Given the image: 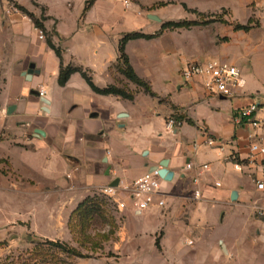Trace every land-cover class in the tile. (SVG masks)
<instances>
[{
  "label": "crops",
  "instance_id": "crops-1",
  "mask_svg": "<svg viewBox=\"0 0 264 264\" xmlns=\"http://www.w3.org/2000/svg\"><path fill=\"white\" fill-rule=\"evenodd\" d=\"M87 1L13 0L43 24L44 41L21 12L3 18L0 13V196L21 203L25 195L60 193L61 208L71 212L112 184L126 195L134 181L166 160L172 178L160 181L163 212L126 211L127 221L148 217L156 223L142 233L126 227L128 239L136 246L149 240L156 250L163 248L164 259L178 263L264 264V219L254 214L255 207L264 209V188L253 182V177L261 179L260 171L240 173L229 161L232 153L247 156L248 136L264 137V127L236 123L238 111L250 102L259 104L258 117H264V0H129L127 5L95 0L85 10ZM222 13L227 24L164 30L151 39L127 41L129 65L153 97L119 72L124 35H155L165 22L208 20ZM235 25L250 29L236 31ZM47 40L60 50V59ZM208 60L235 66L244 88L225 99L204 94L199 83L180 77L187 63ZM60 64L80 69L98 88L124 89L132 99L96 94L79 72L60 87ZM171 116L182 120L170 131ZM4 135L8 140L1 139ZM206 137L224 144L223 151L204 146ZM194 143L200 145L196 150ZM187 162L194 169L185 170ZM199 165L208 169H195ZM2 166L19 179L13 188L3 184ZM22 182L35 185L26 188ZM197 190L200 198L195 199Z\"/></svg>",
  "mask_w": 264,
  "mask_h": 264
},
{
  "label": "rangeland",
  "instance_id": "rangeland-1",
  "mask_svg": "<svg viewBox=\"0 0 264 264\" xmlns=\"http://www.w3.org/2000/svg\"><path fill=\"white\" fill-rule=\"evenodd\" d=\"M0 4L1 17L18 13L13 0H0ZM216 16L223 20L224 14ZM34 32L38 38L35 28ZM45 35L38 40L44 41ZM0 125H4L1 119ZM10 144L15 145L14 142ZM2 169L7 173L3 182L6 187L13 188L19 183L8 166ZM55 170L60 174V167ZM22 183L26 188L35 185L34 182ZM126 197L124 194L110 198L99 191L76 211L69 212V208H61L64 198L60 193L52 198L25 195L21 203L15 202L12 196H0V264H190L189 261L178 263L164 259L163 248L160 246L156 250L149 240L144 239L136 246L128 239L126 227L142 233L154 228L156 223L148 217L127 221L125 212L133 211L131 206L119 210L115 201L127 202ZM60 244L66 249H61ZM228 260L200 264H232L231 259ZM235 264L246 263L237 261Z\"/></svg>",
  "mask_w": 264,
  "mask_h": 264
},
{
  "label": "built area",
  "instance_id": "built-area-1",
  "mask_svg": "<svg viewBox=\"0 0 264 264\" xmlns=\"http://www.w3.org/2000/svg\"><path fill=\"white\" fill-rule=\"evenodd\" d=\"M129 0H125L127 5ZM16 10V9H15ZM38 34V39H43L41 31L35 28ZM180 77L186 82H197L201 85L204 94L209 96H218L225 99L232 98L238 90H241L245 86V80L241 76L240 71L233 65L217 61L208 60L205 62H190L187 63L180 71ZM39 96H43L42 92H39ZM261 110L258 103L250 102L246 107L240 109L237 114V124H247L254 130H259L264 127V117H258V113ZM181 122L174 116L168 118L166 122V128L173 130L178 128ZM248 154L246 157H241L237 153L229 155V161L233 168L237 172H246L252 176L251 170L259 169L261 179L254 178L253 182L257 189L262 190L264 188V137L259 134H253L248 136ZM203 145L209 148H214L218 151H223L224 144L216 142L210 137H206ZM200 145L194 143L192 149L196 150ZM194 169V165L187 162L185 170ZM199 171H205L208 169V165H199L195 167ZM160 177L156 171L146 172L144 175L134 181L131 189H125L127 202L118 201L117 208L124 210L127 206H131L134 213H141L151 208L162 209L165 207V201L162 198L160 190ZM198 179H194L196 184ZM219 187V184H215ZM100 193L110 198L116 197L119 193L114 186H108L100 189ZM195 199L200 198L199 191L193 192ZM254 214L259 219H264V209L255 207ZM187 245H192V241L189 240Z\"/></svg>",
  "mask_w": 264,
  "mask_h": 264
},
{
  "label": "trees",
  "instance_id": "trees-1",
  "mask_svg": "<svg viewBox=\"0 0 264 264\" xmlns=\"http://www.w3.org/2000/svg\"><path fill=\"white\" fill-rule=\"evenodd\" d=\"M95 0H88L86 2L85 5V10H87L94 2ZM15 9H17L19 12H21L23 15H25L26 17H28L30 19V21L32 22L34 28L38 29L39 31L42 32L43 35H45V28L43 27V24L36 20L33 15L29 12H27L23 7L19 6V5H13ZM162 6V5H161ZM184 8L186 9V7L184 6ZM189 12L197 14L200 17H203L201 14H198L196 11L194 10H190ZM205 18V17H203ZM43 19V17H42ZM214 22H220L223 24H227L226 21H223L222 19H218V17L216 15H210L208 20H200V21H179V22H165L162 24L160 31L155 34V35H144V34H140V33H129L126 34L122 37V39L119 42V66H118V70L119 72L127 79L129 80L131 83L135 84L137 87L142 88L144 90L145 93L149 94L150 96H154V94L152 93L150 87L148 86L147 83H145L144 81H142L141 79H139L137 77V75L134 73L133 69L131 68V66L129 65L128 62V58L126 56V54L124 53V47L125 44L127 43V41L129 40H135V39H139V38H144V39H151L154 38L156 36H158L160 34V32L164 31V30H171V29H188L190 27L193 26H205ZM234 29L236 31L238 30H242V31H248L250 29L249 25H235ZM47 44L48 46L53 49L55 51V54L57 55V57L60 59L61 55H60V50L55 48L54 45L51 44V42L49 40H47ZM74 72H79L82 77L84 78V80L86 81V83L88 84V86L90 87V89L95 92L96 94L99 95H114V96H119L122 97L124 99H132V95L127 93L124 89L115 87V86H108L106 88H98L96 87L91 79L87 76L86 73L82 72L80 69L78 68H73V67H63L62 64H60V70H59V74H58V79H57V83L60 87H63L65 85V83L67 82L69 76L74 73ZM176 119L178 121L182 120L181 117H176ZM91 196L86 197L83 201H81L77 207L75 208L74 211H76L83 203H85ZM73 211V212H74ZM156 246L158 248V242H156ZM59 247L63 250L66 249L65 245L60 244Z\"/></svg>",
  "mask_w": 264,
  "mask_h": 264
},
{
  "label": "water",
  "instance_id": "water-1",
  "mask_svg": "<svg viewBox=\"0 0 264 264\" xmlns=\"http://www.w3.org/2000/svg\"><path fill=\"white\" fill-rule=\"evenodd\" d=\"M30 72H31V70L28 71V73H30ZM38 95H39V93H38ZM36 133L43 135V133L41 131H36ZM166 167H167V161L165 160L160 164L159 169L158 168H152L151 171H156L161 180L170 181L172 178V174L167 171ZM113 185L114 184H112L111 186H113ZM232 195L235 196V193H233Z\"/></svg>",
  "mask_w": 264,
  "mask_h": 264
}]
</instances>
